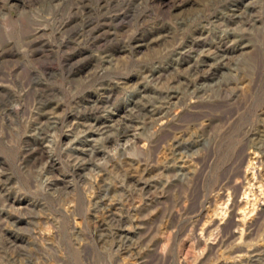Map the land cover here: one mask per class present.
Wrapping results in <instances>:
<instances>
[{
    "label": "rangeland",
    "instance_id": "rangeland-1",
    "mask_svg": "<svg viewBox=\"0 0 264 264\" xmlns=\"http://www.w3.org/2000/svg\"><path fill=\"white\" fill-rule=\"evenodd\" d=\"M76 1L0 0V264H264V0Z\"/></svg>",
    "mask_w": 264,
    "mask_h": 264
},
{
    "label": "bare ground",
    "instance_id": "bare-ground-1",
    "mask_svg": "<svg viewBox=\"0 0 264 264\" xmlns=\"http://www.w3.org/2000/svg\"><path fill=\"white\" fill-rule=\"evenodd\" d=\"M108 4V0H98L97 1V4H96V7L97 8H99V9H103V7L105 6V5H107ZM94 5V4H93ZM90 9H91V6H89V4L86 2V0H77L76 2H73L71 5H70V8H69V13H70V16L69 17H67L64 21H62L61 22V24H60V27H61V29H63V28H66V27H68L69 25H71V23H73L74 21H76V19L78 18L77 16H79V15H84L85 13L84 12H89L90 11ZM105 10V9H104ZM98 11V10H97ZM99 12H101V11H99ZM93 14H94V12H93ZM104 14V13H103ZM114 14V13H113ZM91 16H92V14H91ZM90 16V17H91ZM104 16V15H103ZM83 17V16H82ZM90 17H88V18H90ZM102 17V16H101ZM121 17V14H118V13H116V14H114V15H112V16H110L109 17V22H111L112 23V21H116V20H118L119 18ZM84 18V17H83ZM96 18H97V16H96ZM106 19H108V18H106ZM97 20H99V19H97ZM102 20V19H101ZM103 22V21H102ZM106 22V21H105ZM78 23V22H77ZM110 23V24H111ZM76 24V23H75ZM80 24V23H79ZM108 24V23H107ZM103 25V24H102ZM76 27H77V25H76ZM100 28H102L101 26H98V23L97 24H95V25H93L91 22H89V20H85V21H83L82 20V22H81V24H80V26L78 27V28H76L77 30H75L76 32H75V35H76V37L77 38H81L82 36H84V34H85V32H88L90 35H93V37H92V39H93V41L94 42H96V41H98V35H97V33L96 32H98L99 30H100ZM68 29V28H67ZM115 29V27L113 26V27H111V28H107L105 31H109V33L111 32V31H113ZM104 31V32H105ZM105 33H103V35H104ZM106 34H107V32H106ZM89 35V36H90ZM102 35V34H101ZM61 36V35H60ZM74 36V35H73ZM105 36V35H104ZM86 37V36H85ZM84 37V38H85ZM100 37H102V36H100ZM69 39V38H68ZM88 39V38H87ZM35 40V39H34ZM39 42V41H38ZM130 43V42H129ZM128 43V44H129ZM240 43V42H239ZM238 43V44H239ZM97 44V43H96ZM238 44L236 45V46H234L232 49H230V50H234L235 49V47L237 48V46H238ZM220 45H221V43H220ZM244 45H241V47L240 48H242ZM192 47V46H191ZM227 51L225 50L224 51V53L223 54H221V56H220V58H219V60L217 61V66H219V65H223V64H225V59H226V57H227V55L225 54ZM229 52V51H228ZM213 58V57H212ZM205 60H208V59H206V58H203V57H199L198 58V60H196V62L197 63H202V64H204L205 63ZM64 62V61H63ZM210 63V62H209ZM144 67V66H143ZM222 67V66H221ZM66 69V68H65ZM159 71H160V68L158 67V66H155L151 71H150V75H152V76H154L156 73H159ZM107 88H108V86H107ZM47 91H48V89H47ZM29 94V93H28ZM132 94V93H131ZM155 94V93H154ZM159 94H160V96L162 97V98H164V97H166V98H170V99H172L174 96H177V93L175 92V90H173V89H167V90H161L160 92H159ZM37 97V96H36ZM104 97V96H103ZM105 99H108L109 100V94H107V95H105V97H104V101H106ZM133 100V99H132ZM102 100H100V101H98V99L97 100H95L94 101V104H93V110H99V103L101 102ZM124 101V100H123ZM125 102V101H124ZM107 103V102H106ZM167 103V102H166ZM167 105H169V104H167ZM167 105H165V104H161V105H159V106H157V107H155V108H145V107H147V105H142L141 107H139V108H137L136 109V113L137 114H142V115H147V116H149V117H151V118H158V117H161L162 115H164L163 114V109H165V107H168ZM135 106V105H134ZM149 107V106H148ZM9 111V110H8ZM104 112V111H103ZM147 113H150V114H147ZM100 118L101 117H93L92 119H91V121L88 123V124H86V127H85V129L83 130V134L86 136V138H84L83 140V143L81 144V147L79 148L81 151H86L88 148H87V146L90 144H92L91 143V141H94V138H92V135L94 134V132H99V130H101L104 126H106L105 125V121L104 120H102V121H100ZM84 119V118H83ZM85 120V119H84ZM101 122V123H100ZM100 123V124H99ZM77 127V126H76ZM105 129V128H104ZM123 131V130H122ZM98 134V133H97ZM170 135V134H169ZM74 140V139H73ZM49 142H50V140H49ZM78 143V142H77ZM160 144V143H159ZM92 148V147H91ZM90 148V152H92V149ZM99 148V147H98ZM94 150V149H93ZM95 153V152H94ZM112 165V164H111ZM81 166V165H80ZM178 208V207H177ZM124 210V209H123ZM109 211V210H108ZM190 213V212H189ZM261 213V212H260ZM175 215V214H174ZM261 216V215H260ZM263 217V216H262ZM257 220V219H256ZM136 221V220H135ZM154 222V221H153ZM231 222V221H230ZM257 222V221H256ZM258 224V223H257ZM149 226V225H148ZM251 226V225H250ZM224 227H226V226H224ZM220 233V232H219ZM228 233H229V231H228ZM228 235V234H227ZM128 236V235H127ZM108 238V237H107ZM223 240V239H222ZM221 240V241H222ZM260 256L259 257H261V258H263V261H264V251L263 252H261L260 254H259ZM257 256V255H256ZM258 259V258H257ZM12 260V259H11ZM254 262V261H253Z\"/></svg>",
    "mask_w": 264,
    "mask_h": 264
}]
</instances>
